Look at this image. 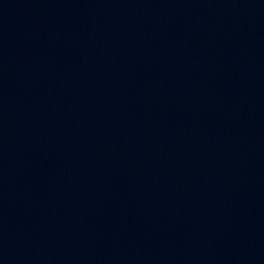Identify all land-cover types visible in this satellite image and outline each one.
I'll list each match as a JSON object with an SVG mask.
<instances>
[{"label":"water","instance_id":"95a60500","mask_svg":"<svg viewBox=\"0 0 264 264\" xmlns=\"http://www.w3.org/2000/svg\"><path fill=\"white\" fill-rule=\"evenodd\" d=\"M0 264H264V0H0Z\"/></svg>","mask_w":264,"mask_h":264}]
</instances>
